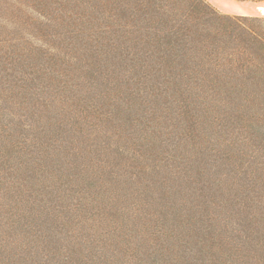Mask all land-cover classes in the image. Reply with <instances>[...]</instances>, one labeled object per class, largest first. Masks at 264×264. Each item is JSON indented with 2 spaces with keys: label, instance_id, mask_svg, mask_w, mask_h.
Returning a JSON list of instances; mask_svg holds the SVG:
<instances>
[{
  "label": "rangeland",
  "instance_id": "obj_1",
  "mask_svg": "<svg viewBox=\"0 0 264 264\" xmlns=\"http://www.w3.org/2000/svg\"><path fill=\"white\" fill-rule=\"evenodd\" d=\"M208 1L224 14L247 11L240 1ZM3 4L0 39L13 38L11 28L21 25L7 16ZM139 90L140 98L124 91V102L132 104L120 101L118 114L113 106L102 108H112L106 125L94 117L86 120L88 125L76 120L70 112L81 107L74 103L63 112L51 110L42 120L40 102L26 110L2 97L0 264H202L205 243L195 215L204 207L222 218H237L229 210L234 191H227L221 178L245 170V160L235 157L239 149L251 154L246 165L255 162L263 171L264 147H254L263 142L231 110L217 101L210 106L207 97L203 102L179 97L185 103L178 104L167 96L156 122L148 121L154 105L145 100L158 89L150 84ZM181 108L188 112L184 122L175 119ZM202 126L211 128L205 141L196 135L207 131ZM166 169L174 181L163 185ZM142 172L143 180L136 181ZM164 194L167 200L161 199Z\"/></svg>",
  "mask_w": 264,
  "mask_h": 264
},
{
  "label": "trees",
  "instance_id": "obj_2",
  "mask_svg": "<svg viewBox=\"0 0 264 264\" xmlns=\"http://www.w3.org/2000/svg\"><path fill=\"white\" fill-rule=\"evenodd\" d=\"M0 2L21 25L11 28L15 37L0 39L1 101L4 97L12 107L26 110L40 102L42 120L53 109L63 112L79 105L70 112L76 120L88 125L86 120L94 117L108 121L106 125L112 108H102L113 106L118 114L120 101L132 104L124 102L125 90L140 98V87L151 84L158 90L145 100L154 105L146 113L148 121L156 122L157 108L167 96L178 104L185 103L179 97L201 102L207 97L210 106L217 101L253 130L263 142L255 148L264 147V16L224 14L208 0ZM187 114L178 112L175 119L184 122ZM210 120L212 114L205 115L206 125ZM205 129L196 133L199 141L207 139L211 128ZM239 151L235 157L245 160V170L221 178L226 190L234 191L229 210L237 218H222L219 211L204 207L195 215L202 225L196 233L205 243L202 264H239L240 257L243 264H264V169L255 162L246 165L251 154ZM165 173L163 185L174 181L168 169ZM142 180L143 172L136 181ZM165 196L161 199L167 200Z\"/></svg>",
  "mask_w": 264,
  "mask_h": 264
},
{
  "label": "crops",
  "instance_id": "obj_3",
  "mask_svg": "<svg viewBox=\"0 0 264 264\" xmlns=\"http://www.w3.org/2000/svg\"><path fill=\"white\" fill-rule=\"evenodd\" d=\"M242 3L245 4V8L247 9V11L241 15H245V16L262 15V16H264V1L261 3H254L252 1H245Z\"/></svg>",
  "mask_w": 264,
  "mask_h": 264
}]
</instances>
